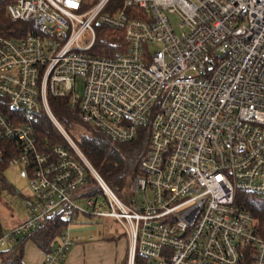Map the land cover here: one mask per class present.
<instances>
[{"label": "built area", "instance_id": "1", "mask_svg": "<svg viewBox=\"0 0 264 264\" xmlns=\"http://www.w3.org/2000/svg\"><path fill=\"white\" fill-rule=\"evenodd\" d=\"M6 9L29 26L18 39L0 32V141L18 153L9 167L25 165L32 181L28 219L0 248L61 217L68 225L44 264H63L76 244L71 222L90 215L121 223L128 264L137 255L264 264V221L239 202L264 198V0H10ZM95 24L120 31L127 51L94 54ZM64 97L115 142L148 135L128 203L53 114L49 99ZM43 116L64 143L41 144Z\"/></svg>", "mask_w": 264, "mask_h": 264}, {"label": "trees", "instance_id": "2", "mask_svg": "<svg viewBox=\"0 0 264 264\" xmlns=\"http://www.w3.org/2000/svg\"><path fill=\"white\" fill-rule=\"evenodd\" d=\"M9 2L10 0H0V32L4 36L18 39L25 33L23 29L27 31L29 24L12 21L7 16L6 7ZM97 41L98 44L94 51L97 56L113 57L119 52L127 51L128 48L121 34L116 35L110 32L107 36L100 35ZM49 105L55 117L77 143L94 169L100 173L110 188L126 201L131 196L133 180L140 174V164L149 149V137L145 131H142L134 142H115L102 131L81 122L78 110L70 107L68 97L50 98ZM36 130L41 144L48 141L52 144L64 142L47 116L41 118L36 125ZM17 154L11 141H0V196L5 191L13 190L5 173L9 168V161ZM94 190L95 195L99 193V188L96 187ZM239 202L250 210L260 223L264 221V198L241 194ZM67 225L61 217H53L43 222L32 232L17 239L12 248L0 251V264H25V242L28 240H31L45 253L51 252ZM3 235L4 229L0 220V238ZM146 263L140 255L136 256L135 264ZM121 264H128V257Z\"/></svg>", "mask_w": 264, "mask_h": 264}, {"label": "rangeland", "instance_id": "3", "mask_svg": "<svg viewBox=\"0 0 264 264\" xmlns=\"http://www.w3.org/2000/svg\"><path fill=\"white\" fill-rule=\"evenodd\" d=\"M6 14L10 18L7 9H6ZM173 21L174 23L177 22L175 18H173ZM94 28H95V32L98 37H100V35L101 36L110 35V32L116 35L121 34L120 31H117L114 29L111 30L109 28L105 29L104 27H98L96 24L94 25ZM77 92L78 93L82 92L81 81L78 82ZM25 172H26V166L19 165L16 167H9L5 173L6 178L8 182L11 184L13 190L5 191L0 196V220H1V223L4 229V234L7 232H10L15 227L26 222L28 219L29 211L24 206L23 203H24V200L31 195L30 185H31L32 178L29 175L24 176ZM130 198L131 197H129V199ZM94 199L97 202L98 206L102 202L106 201L103 195H100L99 197H95ZM129 199L128 201L127 200L126 201L123 200V201L125 203H128ZM77 201L81 206L85 208L86 213H92V209H89L87 207L86 200L84 197L77 199ZM100 209L102 210L103 208L100 207ZM74 219L75 220H73V222H71V225H70L72 233H74L77 229H80L82 227H90L92 230L96 229V230H99L100 232L102 231L106 233L108 236L112 235V236H117V237H123V238H127L128 240V236L126 235V231L124 227L121 225V223H119L115 219L97 218V217L93 218V216H90V215L88 216L82 215L79 217L76 216ZM22 237H20L19 239H21ZM14 245H15V242L12 244L4 243L1 246L0 251H6L12 248ZM32 250L35 252L38 251L37 246L31 240L26 241L25 242V255H29V253Z\"/></svg>", "mask_w": 264, "mask_h": 264}, {"label": "crops", "instance_id": "4", "mask_svg": "<svg viewBox=\"0 0 264 264\" xmlns=\"http://www.w3.org/2000/svg\"><path fill=\"white\" fill-rule=\"evenodd\" d=\"M70 235L76 240V244L69 251L63 264H121L128 257L129 240L127 238L108 236L90 227H82L74 233L70 228ZM45 254L39 248L36 252L32 250L29 255H24V262L25 264H44Z\"/></svg>", "mask_w": 264, "mask_h": 264}]
</instances>
